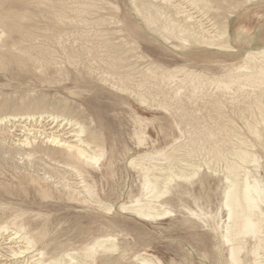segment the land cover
<instances>
[{
  "label": "rangeland",
  "instance_id": "1",
  "mask_svg": "<svg viewBox=\"0 0 264 264\" xmlns=\"http://www.w3.org/2000/svg\"><path fill=\"white\" fill-rule=\"evenodd\" d=\"M0 1H3L6 10L0 12V19L5 12L18 19L26 18L16 20L24 32H8L4 40L11 53L5 68L0 70V103L9 101L7 105L10 108H20L24 100L26 104L36 103L50 112L85 122L91 130L103 135L107 149L102 165L105 176L98 172L91 174L94 181H89L94 185L97 196L93 199L87 197L92 205L86 207L67 198L63 176L73 188L78 182L71 169L42 155L37 154L31 160L21 155L23 150L18 147L17 140L25 123H17L18 128L12 134L0 129V225L14 222L11 220L15 214H24L22 218L25 221L19 219L16 222L24 224L35 234L44 230L47 234L39 243V249L49 254L57 245L60 247L87 237L80 233L89 231L90 237L115 236L120 251L128 250L124 264H137L134 255L144 253L157 257L163 264H214L217 241L213 232L203 222L191 217L184 208L188 206L197 210L194 201L197 199L205 212H212V215L221 213L219 207L225 183L221 165L216 166L211 161L210 146L197 145L191 155L185 152L190 148L175 154L188 163L202 165V172L192 184L182 183L172 189L168 206L174 213L161 221H144L129 210L120 209L122 204L130 206L132 197L139 195L141 188L139 174L129 164L131 159L144 154L152 155L160 150L172 152L180 143L189 144L194 125L202 131H214L218 140L223 136L221 127L226 128L234 133L230 144L236 146L238 139L252 138L247 122L260 118L258 110L253 108L252 112L241 104L242 101L232 103L222 97V104L216 110L210 104L214 97L207 95L210 90L192 100L184 98L186 111L180 115L157 107L156 104L164 97L160 94L153 102L150 92L155 93V89L144 90L150 102L147 105L141 104L134 93L121 92L112 88L109 82H103L101 79L106 77L104 72L109 69L101 60L104 52L93 55L89 49L104 39L101 31L107 33L105 38L112 43L121 42L119 37L127 34L124 31L114 35L122 29L119 21L139 23L146 29L134 12L131 0ZM229 4H238L239 7L234 9L222 3L220 10L208 12V17L218 22L228 17L230 43L234 50L219 51L220 55H213L215 50L180 51L146 30V35L140 40L143 51L170 70L188 68L209 77L221 75L229 65L242 63L247 52L264 47V1L229 0ZM187 7L195 17L207 23V18L198 9ZM242 30L244 34L240 39ZM3 46L0 44V54L5 48ZM133 54L127 53V56L134 61L136 57H132ZM199 55L209 60H192ZM144 65L131 71L135 77L134 83H129L131 91L137 90L136 81L141 79L138 70ZM31 124L36 127L35 133L45 128L47 133L56 132L69 141L74 139L67 127L62 129L46 121ZM27 125L30 127V124ZM142 128L146 133V142L139 145L136 133ZM37 136L36 144L43 145L45 135ZM205 162L208 164L205 165ZM111 163L114 176L107 174ZM151 163L160 164L157 160ZM176 167V172L181 169L191 172L184 162ZM212 169L217 171L212 172ZM180 196L182 202L178 199ZM98 200L112 205V212L107 214L99 209ZM221 216L225 219V212ZM13 233L12 229L0 231V264H35L33 259L27 260L32 254L13 257L11 251L24 246L20 240H10ZM203 253L210 258H204ZM225 255L226 248L219 257L222 259Z\"/></svg>",
  "mask_w": 264,
  "mask_h": 264
},
{
  "label": "bare ground",
  "instance_id": "2",
  "mask_svg": "<svg viewBox=\"0 0 264 264\" xmlns=\"http://www.w3.org/2000/svg\"><path fill=\"white\" fill-rule=\"evenodd\" d=\"M222 3L234 9L239 7L238 4H229V0H131L134 12L146 29L139 23L119 21L122 29L116 31L114 35L124 31L127 34L125 37H119L122 39L121 42L112 43L109 38H105L107 33L101 31L104 39L93 45L89 52L93 55L100 51L104 52L101 60L109 69L104 72L106 77L101 80L105 83L109 82L112 88L121 92L134 93L141 104L150 105L143 93L144 90L148 92L155 89V93L150 92L153 102L160 94L164 97L163 101L156 102L157 107L169 113L173 110L181 115L186 111L184 98L192 100L198 94L206 95L204 92L211 90L207 95L214 97L210 104L216 110L222 104L221 97L232 103L242 101L241 104L252 112L253 108L258 110L260 118L247 122V130L252 138L238 139L236 146L230 144L231 138L235 136L234 133L226 128L221 127V136H223L218 140L214 131H202L194 125L189 144L180 143L173 148L172 152L160 150L152 155L148 153L131 159L129 165L139 174L141 188L139 195L132 197L131 205L122 204L120 209L129 210L144 221H161L170 218L174 213L168 206L172 189L182 183L192 184L202 172V165L188 163L176 157L175 154L190 148L185 152L191 155L193 148L197 145L205 147L208 144L211 161L216 166L222 167L225 188L219 209L221 213L225 212L226 217L223 219L221 213L212 215V212H205L199 206L197 199L194 200L197 210L188 206L184 208L191 217L203 222L204 226L213 232L217 241L215 246L217 252L213 256L214 264H264V47L247 52L242 63L229 65L221 75L209 77L205 73L188 68L170 70L146 54L140 44L147 30L165 44L180 51L215 50L212 54L220 55L222 51L234 50L230 43L228 17L225 16L221 22L208 17V12L219 11ZM185 4L198 9L207 18V23L195 17L196 15L194 16ZM1 11H6L3 1H0ZM2 14L0 44L4 45L6 50L4 51V48L0 54V70L5 68L6 61L9 59L8 54L11 53V49L4 41L8 32L23 33L16 20L26 19L25 17L18 19L7 12ZM242 34H244L243 30L239 33L240 39ZM127 53H134L132 57H136V60H131V56H127ZM192 60L207 61L209 59L199 55ZM142 65L144 67L138 70L141 79L135 84L137 90L131 91L129 83L135 81L131 71H136ZM7 102L9 101L0 103L2 132L6 130L7 133L12 134L18 128L17 123H25L20 129V138L17 140L18 147L23 150L21 155L28 160L35 158L37 154L42 155L71 169L78 182L73 188L68 183V179L63 176L68 200L86 207L92 205L89 199L95 198L97 193L94 185L89 181H94L91 174L98 172L102 177L105 176L102 173V165L107 157V149L103 135L91 130L85 122L65 114L50 112L39 104H26L23 100L20 108H10ZM44 121L51 122L62 129L67 127L71 133L70 137L74 139L69 141L57 135L56 132L47 133L45 128L35 133L36 127L34 128L31 123ZM139 123L142 126L140 120ZM27 124H30V127ZM181 132L183 136V131ZM37 135H45L46 140L43 145L36 144ZM136 138L139 145L146 142L144 128L136 133ZM152 160H157L160 164H152ZM147 161L150 163H146ZM183 162L191 169V172H185L182 169L179 172L175 171L176 166ZM207 164L208 162H205V165ZM108 168L107 174L114 176L113 164L111 163ZM216 171L212 169V172ZM181 197L178 198L180 202H182ZM96 203L99 209L107 214L113 210L112 205L103 203L101 200ZM23 215L15 214L11 220L14 222H5L0 225V231L8 229L14 231L11 238L8 236L10 240H20V243H24L22 248L11 251L14 258L32 254L27 260L33 259L35 264H99V262L100 264H124L128 250L120 251L118 239L115 236L106 234L90 237L89 231L80 233L87 237L60 247L57 245L49 254L44 249H39V243H42L47 233L41 230L35 234L30 232L24 224L17 223L19 219L25 221L22 218ZM224 248H226V255L221 259L219 255ZM202 256L210 258L207 253H203ZM134 259L137 264H163L160 259L147 253L136 254Z\"/></svg>",
  "mask_w": 264,
  "mask_h": 264
}]
</instances>
